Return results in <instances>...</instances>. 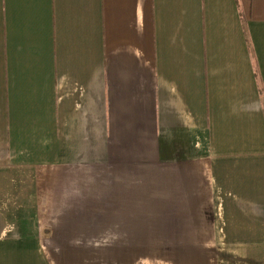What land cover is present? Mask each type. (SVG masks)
<instances>
[{
    "label": "crops",
    "instance_id": "obj_1",
    "mask_svg": "<svg viewBox=\"0 0 264 264\" xmlns=\"http://www.w3.org/2000/svg\"><path fill=\"white\" fill-rule=\"evenodd\" d=\"M0 264H264V0H0Z\"/></svg>",
    "mask_w": 264,
    "mask_h": 264
}]
</instances>
